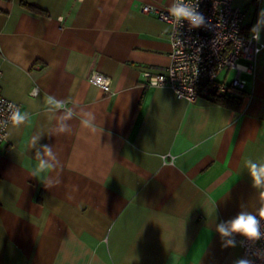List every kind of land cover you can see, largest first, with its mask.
<instances>
[{
    "label": "crops",
    "instance_id": "1",
    "mask_svg": "<svg viewBox=\"0 0 264 264\" xmlns=\"http://www.w3.org/2000/svg\"><path fill=\"white\" fill-rule=\"evenodd\" d=\"M172 2L0 0V94L24 117L0 143V264L242 259L243 236L217 228L264 206L250 176L264 165V51L237 109L148 88L143 74L169 64L171 27L140 9ZM232 4L264 43V0ZM233 77L218 83L232 91Z\"/></svg>",
    "mask_w": 264,
    "mask_h": 264
},
{
    "label": "built area",
    "instance_id": "2",
    "mask_svg": "<svg viewBox=\"0 0 264 264\" xmlns=\"http://www.w3.org/2000/svg\"><path fill=\"white\" fill-rule=\"evenodd\" d=\"M233 0H173L172 6L181 4L195 8L204 18L200 27H192L187 20L174 17L171 8L159 9L143 5V14L153 15L158 21L168 23L171 27V52L169 64L163 73L143 74L148 88L168 87L178 99L195 103L199 98V90L205 86L216 87L219 94L227 92V88L219 85L221 73L232 71L234 77L230 88L243 92L246 81L241 74L253 75L258 55L264 51V43L255 38V33L243 31L246 13L234 7ZM1 76V73H0ZM156 81L155 84L152 81ZM88 81L104 92H110V80L107 76L93 72ZM19 106L4 99L0 94V143L7 140L8 126L15 121L14 114ZM256 216L259 221V240H248L242 237L239 241L242 259L250 264H264V217L260 212Z\"/></svg>",
    "mask_w": 264,
    "mask_h": 264
},
{
    "label": "clouds",
    "instance_id": "3",
    "mask_svg": "<svg viewBox=\"0 0 264 264\" xmlns=\"http://www.w3.org/2000/svg\"><path fill=\"white\" fill-rule=\"evenodd\" d=\"M171 14L178 19L187 20L194 28L200 27L204 23L203 16L198 14L195 8L185 6L183 4L173 6L171 8ZM261 15L264 16V13H261ZM261 22L262 21L258 19L257 25ZM252 31L255 33V38L259 39L258 27H254ZM152 83L155 84L156 81L154 80ZM14 118L17 123L22 122L24 119L19 112L14 114ZM85 123H87V121ZM40 167L45 168L50 166L42 160L40 162ZM250 176L254 186L264 185V165L257 166L256 164H251ZM260 215L264 217V210L260 212ZM217 230L225 237L231 235L232 233H237L252 241L259 240L262 236V233L259 231V221L254 215L248 213H241L226 224H220ZM228 244L234 245V241L229 240ZM237 264H250V262L246 259H241L237 262Z\"/></svg>",
    "mask_w": 264,
    "mask_h": 264
},
{
    "label": "trees",
    "instance_id": "4",
    "mask_svg": "<svg viewBox=\"0 0 264 264\" xmlns=\"http://www.w3.org/2000/svg\"><path fill=\"white\" fill-rule=\"evenodd\" d=\"M21 5L24 8L28 9L29 11L36 12L39 14L44 13L41 10L37 9L36 7H33V6L28 5L26 3H21ZM215 89H216V87L205 86V87L201 88L200 91L206 92L209 100H211L215 103H219L223 106L234 108V109H237L241 105L242 100L245 97V93L243 95L242 92L237 91L235 89H233L232 91H228V89H227V92L224 94L217 93L215 91Z\"/></svg>",
    "mask_w": 264,
    "mask_h": 264
}]
</instances>
